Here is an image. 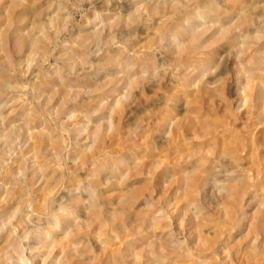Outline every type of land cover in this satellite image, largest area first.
Segmentation results:
<instances>
[{"label": "rangeland", "instance_id": "1", "mask_svg": "<svg viewBox=\"0 0 264 264\" xmlns=\"http://www.w3.org/2000/svg\"><path fill=\"white\" fill-rule=\"evenodd\" d=\"M164 1L0 0V264L41 263L46 254L37 245L41 244L38 231H43L47 218L53 209H58L67 190L76 192L87 203L83 188L85 185L86 192L90 189V169L96 171L95 176L104 184L97 187L99 207L106 217L115 215L107 227L112 224L127 228L122 227L112 240L106 237L110 245L105 253H117L114 263L109 264H122V253L126 250L133 253L144 250L149 236L148 241L160 237L174 245L177 236L172 238L170 231L155 227L157 224L176 228L174 220L180 222L185 217L182 211L187 196L181 189L177 191L176 185L164 182L165 179L191 178V172L199 166L196 161L199 152L208 151L215 140L218 146L225 144L229 152L232 145L242 143L241 133L248 135L242 113L235 109L237 98L232 86L240 77L264 84V63L256 61L264 54L262 46H252L245 55L246 59L251 56L256 59L252 65L245 63L246 59H236L228 34L192 56L191 66L196 71L213 65L211 71L215 73L205 79L211 83L218 79L215 74L221 70L220 58L227 60L214 87L221 92L211 96L212 104L203 106L196 103L201 99L197 88H186L190 79L178 81V77L176 84L169 81L178 72V64L163 65L162 60L172 58V54L167 55L169 52L185 50L186 42L182 39L168 46L176 28L196 32L203 23L211 24L215 17L210 15L208 19L200 10L202 5L228 10L227 15L233 18L239 13L260 23L264 19V0L182 1L180 10L166 22H160L159 16L134 13L137 8L162 11L166 7ZM193 14L202 18L198 25L191 17ZM235 30L240 38L255 34L254 28L248 29L245 24ZM260 35L264 37V33ZM126 73L133 85L113 116L114 130L103 134L102 143L91 149L85 138L100 123L106 125L107 101L112 98L108 92L114 89L116 95L122 92L118 80ZM164 118H172L171 122L176 123L170 139L166 138L170 126L162 121ZM204 122L217 128L212 136L197 139L185 132L188 124L192 127ZM78 130L83 131L81 135ZM98 150L101 156L96 162L80 166L84 158ZM252 153L239 166L227 163L222 169L206 165L198 175V179L208 178L212 183L202 194L205 222H201L200 230L192 238L211 241L212 235L216 237L222 232L221 257H229L233 264H264V235L254 241V228H249L253 220L264 215V192L250 188L247 195L240 191L228 193L229 186L252 182L246 179L252 171L264 170V145L259 144ZM122 164L126 166L121 168ZM233 170L236 171L232 175ZM161 174L166 178L155 180ZM157 181L161 185L156 186ZM45 182L53 188L51 191L43 189ZM148 192L153 193L150 202L145 197ZM188 198L187 201L192 200ZM83 212L78 214L82 222L88 216L87 210ZM144 219L145 224L140 222ZM193 222L192 226L196 224ZM139 228L145 234L139 235L136 232ZM97 231V224H89L78 236L79 246L91 250L83 256V264H92L94 255H100L94 237ZM174 260L169 258L165 263L155 260L153 264H169ZM207 260L211 264L220 261ZM186 262L181 260L178 264Z\"/></svg>", "mask_w": 264, "mask_h": 264}, {"label": "bare ground", "instance_id": "2", "mask_svg": "<svg viewBox=\"0 0 264 264\" xmlns=\"http://www.w3.org/2000/svg\"><path fill=\"white\" fill-rule=\"evenodd\" d=\"M182 1H184L185 3H189L191 1L194 2L195 0H169V3L166 0L163 2V4L166 7L162 11H155V10H152V9L150 10L147 8H146V10H145V8H142V9L137 8L134 11V13L139 14V15L148 13L149 16H155V17L159 16L160 22H166V21H168V19L170 18L171 15L177 13L180 10ZM200 10L203 11L202 13H204V15H206L207 17L210 15H212V17H215L210 22L211 24L208 25L207 23H203L200 27V30H198L196 32L186 30V29L184 30L181 28H176L173 31L174 38L173 39H172V37L170 38L171 40L169 41L170 43L168 44V46L172 47L176 41H179V39H182L183 42H186V46L184 47L185 50L177 49V50H174L172 52H169L167 55L172 54L173 55L172 58L170 60H167L166 58H164L165 60L164 59L162 60V64L163 65H167V63L169 65H173L176 63L178 64V66H177L178 72L175 74H172L171 75L172 79H169V81L176 84L177 82L175 81V79L178 77H179L178 81L181 78H183L184 80L190 79V82H188V84H186V88H188V89L189 88H192V89L197 88L196 90H197L198 94L201 95V99L197 100L198 102H196V103H199L200 105L203 106L206 103L212 104L211 96L221 92L220 89H214V87L220 81L219 79L221 78V74L224 72V70L222 68H224L226 66L225 62H227V60H226V58L223 59L224 57L220 58L221 62L219 63L220 64L219 67H221V70L215 74L216 77H218V79L214 80V82L211 83V82H206L205 79L208 76H211L212 74L215 73V71H211L213 68V65L209 64L208 66H206V68L203 71H202V69L199 71H196V69H193L194 67H192L194 65L191 66V63L194 62L192 56L196 55V53L199 50L205 49L206 47L213 45L215 43L214 42L215 40L221 39L228 34L230 36L228 38L229 43L235 49L234 53H235L236 59H241V60L246 59L245 55L247 54V52H249V50L252 49V46L260 45L264 49V37L262 35H260V33H264V19L260 20V23H259V21L247 20L246 16H240L239 13H238L237 17H235L236 18L235 19V18L227 15L228 10L221 11L216 6L215 7L208 6V5L206 6V4L202 5ZM191 17L194 20L195 24H197L199 21H202L201 16L198 17L195 14H193V15H191ZM209 18L210 17H208V19ZM218 20L219 21L223 20L224 22L220 25ZM242 24L243 25L245 24L248 29L254 28V31H253V32H255L254 36H251V37L245 36V38H240V35L235 33L236 32L235 29L242 26ZM224 25H227V27H223ZM212 31H214V32L211 33ZM208 34H211L210 35L211 37L208 40H204V37ZM32 46L34 47L35 44L32 43ZM183 52H185V53L183 54ZM259 53H261V52H259ZM182 54H183V57H182ZM184 56L187 58H184ZM255 60L256 59H254L251 56L245 60V61H247L245 63L252 65V63ZM256 61H260L261 63L262 62L264 63V54H262ZM256 61H255V63H256ZM207 72H211V73H209L207 75ZM118 81H120V84L119 83L118 84H119V86L121 85L120 87L122 88V92H124V94L120 91V93L119 94L117 93V95H116L115 89L108 92V95L110 94L112 96V98H110L109 101H107V104L109 107V117H108L106 123H104L106 125H100L101 124L100 123L99 125L94 127V130L92 132L88 133L86 138H85V141H88V143L90 144L91 149H92L93 145L102 143V141L104 139L103 134L108 135L109 133H112V131L114 130V119H113L114 117L113 116L115 115V112L120 109L121 104L123 102V99L127 95L126 91L129 90L133 85V80L129 79V77H127V73H126V76L122 77ZM255 82H257V81H255ZM259 82H260V80H259ZM159 87H161V86H159ZM116 89H120V88L117 87ZM117 92H119V91H117ZM121 93L123 95H121ZM232 93L236 95L237 99L235 101V103H236L235 109L238 111V113L239 112L242 113L241 119H243L246 122L245 130L248 133V135L241 133V136L243 137L242 143L236 140L239 143L232 145L230 148L231 150L229 152L225 150V148H227V146H225V144L218 146V140H215L216 138L213 139V140H215L214 143L212 142L213 140H208V141L213 143L212 146H210V149L208 151H206L205 153L204 152L200 153L198 151L200 157H197L198 152H196L195 157L199 158L198 160L196 159V161L199 163V166L196 170L191 172L190 176L192 179L188 178V177L180 179V181L179 180L178 181H174V180L168 181L165 179L164 182H168V184L176 185V187H175L176 190L178 191L181 189L183 191L182 193L185 194V197L187 196L185 198L183 195V198H185V204L183 203L184 204V206L182 205L183 211L181 210L184 213L185 217H183L180 222H178L179 219L174 220L175 223L177 222L176 228L173 229V227H171V229H170L171 225L169 227H165V226L158 227L157 224L155 227L157 229H161V231H164V232L168 231V233H169V231H170L171 237L177 236L175 244L172 245V243L170 244V243H167L166 241L163 242V239H159L160 237L158 239L156 238L155 241H153V239H152V241H148L151 237V236H149L145 242V249L144 250L137 251L134 253L130 252L129 250H126L124 253H122V257H123L122 264H153L155 260L158 262H162V263L164 262L165 263V261L166 260L168 261L169 258L175 259L174 261H172L169 264H178L179 261H181V260H187L186 264H211L209 262L210 260H207L210 258H216V259L218 258L220 260L219 264H233L229 257H224V258L221 257V255L224 254V253H222V248L220 245L221 240L219 239L220 238L219 236L222 235L221 234L222 232H220L219 235L216 234V237L212 235L213 239L211 238V241L210 240L208 241L207 239L204 241H201L200 237H197V239H194L195 236H194V238H192L193 237L192 234L194 232L200 230L201 222L202 223L205 222V218L203 215L204 200L202 199V194L204 193L205 187L209 186V182L212 183L211 182L212 180H209L208 178L198 179V175L200 173V170H202V168L206 165H212L213 167H221L222 169L226 166L227 163H231L233 165L239 166V163L244 161L245 158H248V157L250 158L253 156L252 151H254L255 148L259 144L264 145V84H261V82L259 84H256L253 82V80L251 81L248 78L244 79V77H240V78H238V80L235 81L234 85L232 86ZM168 116H169V114H168ZM161 119H162V117H161ZM162 121H164V123L167 122L168 126H170L168 133L166 135V138L170 139L172 137L171 129L173 127H174V129L176 128L175 127L176 123L173 124L171 122V121H173L172 118L171 119L164 118ZM174 122H176V121H174ZM252 127H253V131L251 132ZM186 129H187V131H185V132H187V134L190 133L191 135H193L194 138H197V139H205L209 136H212L217 130L216 127L210 126L207 122H204L201 124L198 123L192 127L188 124V127ZM81 131L78 130V132H77L78 135H81V133H80ZM205 143H207V142H205ZM117 146H119V145H117ZM100 156H101V152L99 150H98V152L95 151V153L92 154L90 157L84 158L85 160H83L84 162L80 166L87 165L86 163H88V162L94 163L97 161V159ZM79 164L80 163H78V165ZM161 164H163V162H161ZM170 164L171 163H168L167 165L170 166ZM125 166H126L125 164H122L120 167L124 168ZM74 167H75V169H77L76 167H78V166L75 164ZM89 168L90 167H88V169ZM79 169L80 168H78V170ZM81 169H83V167H81ZM159 169H161V168H159ZM159 169H157V170H159ZM155 170H156V168H155ZM244 170H242V171H244ZM164 171H162L163 174H164ZM218 171H220V170H217V172ZM235 171L236 170H233V173H231V174L233 175ZM88 172H90V173H88V181H89L88 187H90V189L88 190V192H86L87 189H86L85 185L83 188L84 192L87 193L86 194L88 197L87 203H84L83 200L80 199L81 197H79L75 194L76 192L71 191V190H67L66 193L64 195H62L63 197L60 198L61 202L58 201L60 203V206H58V209L57 210L53 209V211L50 213V216L47 218V222H46V225H45L43 231H38L37 235L40 238L41 244H37V245H38V247L40 246L39 248H40L41 252L46 254L45 258L41 261L40 264H83L85 261V260H83V258H84L83 256L88 254V253H91V250H89V248H87V247L79 246L81 244H80V240L78 239V236L80 235L82 229L85 227H88L89 224H92V225L97 224L98 228H99V231H97V233L94 235V237H95V242L99 246L100 255H94L93 254L94 257H93L92 264L93 263H95V264H109V263H114V261L116 260L115 255L117 253L115 251H112L109 254L105 253V250H107V248L110 245L109 239H107L106 237H108L112 240L114 238V236L117 235V233L118 234L121 233L123 228H124V230L127 228H125L126 225H124V226L121 225L123 227L122 228V227H117V226L114 227L112 224H111V226L107 227L108 224H110L112 222V220H113L112 218H114L115 215L112 214L113 216H110V217L109 216L106 217V215H104L102 208L99 207L98 202H97V197L100 196V194H99L100 192L98 193L97 187L102 186L104 184L101 183V179L98 178L99 176L98 177L95 176V172H96L95 170L90 169V171H88ZM106 176H108V175H106ZM162 176H163L162 174L159 175L155 180H159ZM163 177H165V176H163ZM215 177H217V176H215ZM230 177H231V175H230ZM238 179H240V178H238ZM246 179H248V181L252 180V182L256 181V183L249 182L247 184L244 183V184H240V185L229 186L228 187V193L240 191V194L247 195L248 190L250 188H255V191H257V192L259 191L260 193L264 192V170L257 169L255 171H252V173H249V175H247ZM85 180H87V179H85ZM103 183H105V182H103ZM156 183H157L156 186L161 185L160 181H157ZM48 185L49 184L46 183L44 185L43 189H45L47 187V190L49 192L53 188H51V186H48ZM213 189H214V186H213ZM215 189L217 191H219L220 187H215ZM81 193H83V192H81ZM44 194H42V195L44 196ZM152 194L153 193H151V192H148L145 194V197H147L149 199V202H150V200H153ZM79 195H81V194H79ZM197 196H201V199H199ZM45 197L46 196H44L43 198H45ZM188 197H191L192 200L187 201L189 199ZM39 201H41V200H39ZM132 201H134V198L131 199V201H130L131 204H132ZM130 202H128V203H130ZM190 202H191V206H193V212H191L190 208H189ZM39 203H41V202H39ZM42 204H43V201H42ZM147 204H148V202H147ZM148 205H150V204H148ZM43 206H44V204H43ZM191 209H192V207H191ZM85 210H87L88 216H86L87 218H85L86 221L84 220V222H82L79 220L78 214H80L83 211L85 212ZM145 214H149V212L148 213L145 212ZM172 214H173V212H172ZM154 218H155V216H154ZM171 219H173V218H171ZM152 220H154V219H152ZM155 220H157V219H155ZM155 220H154V222H155ZM144 221H145V219L140 220L141 223H144ZM193 221H196V224L194 226H192ZM151 224L150 225L152 227L155 225V224L153 225V222ZM148 225H147V227L150 226V225L149 226ZM251 226H253V228H254V234H255L253 237L254 241H257L258 236L264 235V215H261L258 217V219L253 220L252 224L249 225V228ZM168 228L170 230H168ZM139 229H137V231H136V232H138V234L143 232L142 229H140V230ZM143 229H145V228H143ZM143 233L145 234V232H143ZM143 233H142V235H143ZM155 236H153V237L155 238ZM130 237H131V235H130ZM165 240H166V238H165ZM169 240H167V241H169ZM131 247L132 246L130 244H127V248H131ZM258 248L259 247H257V249ZM134 251H136V250H134Z\"/></svg>", "mask_w": 264, "mask_h": 264}]
</instances>
